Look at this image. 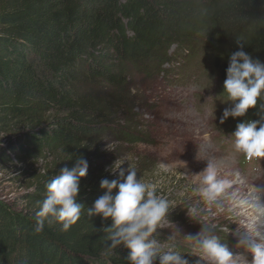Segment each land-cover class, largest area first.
Listing matches in <instances>:
<instances>
[{"label":"trees","instance_id":"1","mask_svg":"<svg viewBox=\"0 0 264 264\" xmlns=\"http://www.w3.org/2000/svg\"><path fill=\"white\" fill-rule=\"evenodd\" d=\"M238 40L264 61V0H0V134L11 136L7 150L26 163L24 174L40 161L46 167L22 195L23 208L0 198V264H128L129 250L107 252L97 231L111 220L87 215L105 191L101 179H114L102 133L129 140L128 127L114 121L137 69L151 74L173 49L201 46L222 88ZM246 118L257 119L256 110ZM81 155L89 165L77 197L81 218L68 231L45 222L35 232L46 183ZM12 160L0 152V163Z\"/></svg>","mask_w":264,"mask_h":264},{"label":"rangeland","instance_id":"2","mask_svg":"<svg viewBox=\"0 0 264 264\" xmlns=\"http://www.w3.org/2000/svg\"><path fill=\"white\" fill-rule=\"evenodd\" d=\"M173 51L176 54L151 74L140 69L132 73L128 106L114 121L128 127L129 140L122 141L112 129L102 133V150L111 153L107 169L116 159L127 158L138 177L155 185L157 195L169 202V212L154 234L165 251H181L189 264H195L198 250L187 236H194L206 224L231 251L248 255L237 245V236L243 232L234 230L239 227L264 231V193L252 191L256 186L264 187V158L247 162L243 153L236 151L230 136L236 120L229 117L224 124L219 123L228 103L210 56L201 51V46L199 52L191 54L176 48ZM10 137L0 134V152L7 151L14 158L0 163V198L23 208L28 202L22 195L33 189L37 171L46 167L40 161L24 174L26 163L7 150ZM209 159L217 164L222 177L235 181L229 191H238L246 199L245 204L225 196L220 198L223 207L218 208L216 204L206 205L193 192L198 186L197 173ZM251 198L252 202H248ZM191 209L197 212L196 220L187 215ZM218 224L223 226L217 229ZM170 235L175 238L169 240Z\"/></svg>","mask_w":264,"mask_h":264},{"label":"clouds","instance_id":"3","mask_svg":"<svg viewBox=\"0 0 264 264\" xmlns=\"http://www.w3.org/2000/svg\"><path fill=\"white\" fill-rule=\"evenodd\" d=\"M237 44L238 49L228 56L225 69L222 92L226 94L228 106L222 110L219 123L224 124L229 117L234 120L244 118L237 121L230 133L234 147L248 160L264 158V61L245 51L239 40ZM250 109L256 110L257 119L246 118ZM72 159L69 156L62 161ZM88 167L87 159L78 156L71 167L60 168L58 174L46 183L44 198L37 201L35 232H42L45 222L59 224L62 231H68L77 223L85 206L77 202L80 181L87 176ZM107 171L116 178L101 179L100 188L105 190L103 195L87 206L88 217L111 220L109 226L96 229L105 233L106 251L111 252L122 245L129 250L128 264H155L157 259L159 264H189L183 252L173 248L165 251L154 238L170 208L169 202L157 195L156 186L138 177L136 168L127 158L116 159ZM197 174L198 186L193 192L206 205L216 204L222 208L220 198L225 196L241 205L247 202L238 191H229L235 181L222 177L213 160H207L206 167ZM252 191L264 193V187L256 186ZM187 215L196 220L197 212L191 209ZM235 232H243L242 236H237V245L248 255L231 251L206 224H202L194 236H187L198 250V254H194L199 257L195 264H264V231L237 227ZM174 238V235L169 236V240Z\"/></svg>","mask_w":264,"mask_h":264},{"label":"bare ground","instance_id":"4","mask_svg":"<svg viewBox=\"0 0 264 264\" xmlns=\"http://www.w3.org/2000/svg\"><path fill=\"white\" fill-rule=\"evenodd\" d=\"M220 163H223V162H220ZM248 202H252V198H251V200L248 199ZM261 221H262V222L264 221V215L261 216Z\"/></svg>","mask_w":264,"mask_h":264}]
</instances>
